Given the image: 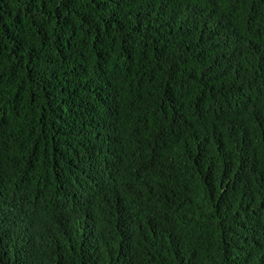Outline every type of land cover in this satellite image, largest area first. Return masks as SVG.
<instances>
[{"label":"trees","instance_id":"obj_1","mask_svg":"<svg viewBox=\"0 0 264 264\" xmlns=\"http://www.w3.org/2000/svg\"><path fill=\"white\" fill-rule=\"evenodd\" d=\"M0 264H264V0H0Z\"/></svg>","mask_w":264,"mask_h":264}]
</instances>
